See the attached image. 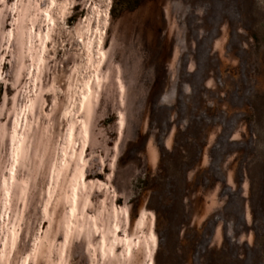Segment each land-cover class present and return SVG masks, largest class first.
<instances>
[{"label": "rangeland", "instance_id": "obj_1", "mask_svg": "<svg viewBox=\"0 0 264 264\" xmlns=\"http://www.w3.org/2000/svg\"><path fill=\"white\" fill-rule=\"evenodd\" d=\"M195 2L185 93L165 107L179 58L167 0H51L29 56L2 19L14 13L18 45L31 9L0 0V149L11 114L32 123V100L60 133L81 123L109 157L97 181L123 202L112 219L89 212L93 264H264V0ZM107 108L118 121L103 149Z\"/></svg>", "mask_w": 264, "mask_h": 264}, {"label": "trees", "instance_id": "obj_2", "mask_svg": "<svg viewBox=\"0 0 264 264\" xmlns=\"http://www.w3.org/2000/svg\"><path fill=\"white\" fill-rule=\"evenodd\" d=\"M167 1L177 25L174 40L179 58L159 104L170 107L185 93L183 59L190 41V19L199 5L195 0ZM7 3L14 4L13 0ZM24 3L31 9L29 20L32 23L22 27L18 45L14 13L10 11L4 16L2 24L13 41L16 40L13 48H20L29 56L35 48L39 49L40 36L45 33L41 25L47 20L46 14L50 15L51 0H16L17 5ZM28 102L34 116L32 123L27 121L21 128L18 117L11 114L7 137L0 149V264H69L70 261L93 264L94 246L83 244L81 232L82 227L93 226L89 212L94 210L97 218L110 213L112 219L114 209L123 202L105 185L101 186L109 157L103 150L92 152L91 142L84 141L81 123L76 122L71 132L60 133L42 118L37 110L42 112L43 109L34 105L35 101ZM104 114L99 131L94 135L103 149L111 141L107 134L113 128L111 123L118 121L106 119L110 115L108 108ZM157 132L153 131L154 138ZM118 137L116 130L113 141ZM75 143L80 150L76 157L71 152ZM88 149L89 152L82 155ZM30 162L34 165L28 168ZM69 169L77 173L74 181L65 178ZM97 179H101L100 183ZM82 216L87 222L80 221Z\"/></svg>", "mask_w": 264, "mask_h": 264}]
</instances>
